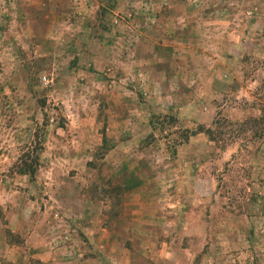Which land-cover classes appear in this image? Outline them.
Listing matches in <instances>:
<instances>
[{
  "label": "rangeland",
  "instance_id": "obj_1",
  "mask_svg": "<svg viewBox=\"0 0 264 264\" xmlns=\"http://www.w3.org/2000/svg\"><path fill=\"white\" fill-rule=\"evenodd\" d=\"M149 1L0 0V237L18 234L19 213L38 215L39 249H77L57 250L63 264H264V139L251 122L264 108V0H227L219 23L153 60L161 45L141 34L183 27L157 17L170 0ZM215 121L217 139L191 135ZM39 138L35 177L20 173ZM27 244L16 264L41 260Z\"/></svg>",
  "mask_w": 264,
  "mask_h": 264
},
{
  "label": "crops",
  "instance_id": "obj_2",
  "mask_svg": "<svg viewBox=\"0 0 264 264\" xmlns=\"http://www.w3.org/2000/svg\"><path fill=\"white\" fill-rule=\"evenodd\" d=\"M156 2V0H150L149 1V4H148V8H151L154 9V4L153 3ZM171 1V5L173 9L172 11L169 13V15L166 14V12L168 11V7L166 6H163L162 8L165 9L163 11V13H161L162 11L159 10V13L157 15V17H159V20H162L163 22H161L162 25H168L170 23L173 24L174 21H176L177 23L180 24L179 27H183V28H180L182 32H175L172 34H168L167 32L165 33V30L163 29V32L160 31V28H159V33L157 34V39L153 40L152 39V36H151V33H143L141 34L142 37H141V42H143L144 44H147V43H150V42H154V43H159L161 46L158 48V49H154L151 51V53L149 52L147 54L146 57H144V59H155L157 56H160V57H165L167 59H169V57H167L166 55L163 54V52L165 51V47L162 46L166 40H174L176 41L178 44H179V40L182 41L183 43H187V41H191V40H194V36L196 34V37H198L197 34H201L202 32V28H205L204 26H206L204 23L208 22L209 24H216V23H219L221 21V15L224 14V12L226 11V3H227V0H216L217 3L213 4L212 8L210 10H207V11H203L200 13L199 16H192V12L196 11L198 12L199 10V3L201 1H204V0H190L187 2V0L185 1H180V0H170ZM221 3V4H220ZM202 5V4H201ZM200 5V6H201ZM170 11V10H169ZM151 14V13H149ZM180 14V15H179ZM205 15V16H204ZM224 17V15H223ZM159 25V24H158ZM198 25V28H195V26ZM162 27V26H160ZM211 28H215V27H211ZM220 29L217 30L216 32H212V37L213 39H208L210 42H213L214 44H217L218 42L215 41V38L216 36H219L220 35ZM219 32V33H218ZM210 37V36H209ZM175 48H172L171 50V56L173 57V59H177L176 57L179 58V45H176L175 44ZM174 47V46H173ZM173 49H176V52L173 51ZM150 51V50H149ZM152 56V58L150 57ZM160 57H157V58H160ZM177 63V66L179 68V62H176ZM179 70L175 68V72H173L171 75H169L167 73V76L166 78L168 79V81H171L174 79H176L179 83ZM157 81H160L159 79H156L154 80L153 82H157ZM157 83H160V82H157ZM43 213H39V215H42ZM20 214L17 213L16 215V219H17V227H12V231L13 232H16L18 234L21 235V237L23 238L22 242H24L25 244L28 243V241H30V243L32 242V245H33V248L35 249V256L38 257L39 259L43 260V261H47L49 260L50 258L53 259L54 261H56L57 264H63L64 261L62 259L61 256L57 255V250L58 251H62L63 250V247H65V249H67L65 252H74L76 253L77 252V249L70 245L69 243L63 247H56L55 246V241H50L52 242V245L54 246H47L46 249H43V248H38V247H41V243L43 242V229L40 228V224H39V220H38V215H36V217L33 219V220H22V216L21 218H18ZM11 216V215H10ZM10 216H7L6 217H10ZM38 220V222H37ZM30 223V224H29ZM39 224V225H37ZM30 225V226H29ZM31 227V229L28 228ZM71 235V239H74V234H69ZM60 236L62 238H64V236H67V239L69 238L68 235H66L65 233H61ZM73 241V240H72ZM71 243V242H70ZM75 243V242H74ZM28 245V244H27ZM74 245V244H73ZM76 245V244H75ZM53 247L54 250L52 251L51 248ZM55 247H56V250H55ZM0 248L3 250V251H7L9 249V252L10 254H3L6 258L5 259H8L10 261H14V263H16L15 261H17L19 259V256H15V253L17 252L16 249H19V245H17V243H10L6 236L4 235V237H0ZM46 250V251H45ZM54 253V254H53ZM47 254L50 255V257H47ZM20 255V254H19ZM77 261V260H76ZM78 264V262H76Z\"/></svg>",
  "mask_w": 264,
  "mask_h": 264
},
{
  "label": "trees",
  "instance_id": "obj_3",
  "mask_svg": "<svg viewBox=\"0 0 264 264\" xmlns=\"http://www.w3.org/2000/svg\"><path fill=\"white\" fill-rule=\"evenodd\" d=\"M251 122L254 126H256V136L258 138L264 139V108L259 115L252 116ZM214 125L215 126H210V127H205V126L201 125V126H199L198 129L192 131L191 135H195V134L204 132L205 134L208 135V137L211 140H215V139H217V135L215 133L218 132L217 131L218 126H216L217 125L216 121L214 122ZM188 137H189V133H186L185 138H188ZM41 139L42 138H39V140H35L34 145L32 146V144H31V147H32L31 150L24 152V154L22 155L21 161L18 164L20 173L28 174L32 177L33 176L35 177L36 171H37L38 166H39V158H40L39 152L41 149H43L42 143H40L42 141ZM109 142H110L109 137L106 135V133H104L103 141H102V144L100 146L101 156H104V153H107L108 150H110L111 146H110ZM8 233L12 237L9 239L10 243H22V239L18 234L11 233L10 230ZM3 264H16V263L3 261ZM36 264H45V263L42 262L41 260H37Z\"/></svg>",
  "mask_w": 264,
  "mask_h": 264
},
{
  "label": "built area",
  "instance_id": "obj_4",
  "mask_svg": "<svg viewBox=\"0 0 264 264\" xmlns=\"http://www.w3.org/2000/svg\"><path fill=\"white\" fill-rule=\"evenodd\" d=\"M44 80L46 81V82H48L49 80H48V78H46L45 76H44Z\"/></svg>",
  "mask_w": 264,
  "mask_h": 264
}]
</instances>
